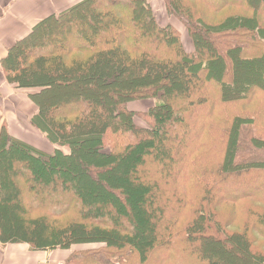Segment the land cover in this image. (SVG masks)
<instances>
[{
    "label": "trees",
    "instance_id": "obj_1",
    "mask_svg": "<svg viewBox=\"0 0 264 264\" xmlns=\"http://www.w3.org/2000/svg\"><path fill=\"white\" fill-rule=\"evenodd\" d=\"M209 2L164 3L186 23L192 51L183 48L179 31L157 23L149 0H79L40 19L6 49L0 59L6 83L27 90L35 109L28 123L52 148L12 134L0 109V167L9 157L16 168L10 175L2 171L0 182L9 181L19 196L15 202L0 197L1 242L23 239V225L31 250L60 248L67 252L64 264H168L181 257L185 264H264V241L256 244L254 234L264 237V153L254 151L264 150V127L253 134L242 126L249 122L229 116L232 102L264 98V0ZM88 11L91 25L85 26ZM71 48L89 53L70 56ZM238 66L245 75H237ZM247 72L252 77L245 82ZM180 99L182 105L173 104ZM174 112L185 122L173 118ZM82 146L93 160L113 161L110 167L89 166L77 186L68 183L75 175L61 171L56 184L69 197L29 204V197L38 201L35 187L48 190L39 181L41 167L67 160L77 170L76 148ZM151 146L165 157L148 154L154 168L147 170L144 152ZM124 164L143 181L106 188L122 180ZM93 174L104 177L102 190L119 205L108 202L84 212L86 179ZM30 175L34 180H27ZM181 177L196 191L188 205L177 191ZM135 186L150 190L154 209L144 207L150 212L147 225H140V215L128 216L126 200L137 198ZM244 200L245 213L259 221L239 229L222 225L215 203L243 206ZM187 207L190 214L180 222ZM10 218L20 225L6 230L3 220ZM175 226L181 235L170 230Z\"/></svg>",
    "mask_w": 264,
    "mask_h": 264
},
{
    "label": "rangeland",
    "instance_id": "obj_2",
    "mask_svg": "<svg viewBox=\"0 0 264 264\" xmlns=\"http://www.w3.org/2000/svg\"><path fill=\"white\" fill-rule=\"evenodd\" d=\"M149 1H152L154 15H155V19H156L157 23L161 26H164L166 24H170L173 28H175L177 31H179L183 48L186 51H192L193 50L192 41H191V38H190V36L186 30V23H184V21L181 18L176 16V14L169 13L165 9L164 3L166 0H149ZM207 1L209 2V0H207ZM210 2H211V0H210ZM210 2H209V4H210ZM99 6H101V4H99V5L97 4V7H99ZM117 9L119 10V8H117ZM121 13H122V11H121ZM84 15H85V20L83 22L85 23V26L91 25V19H90L91 13H90V11H88ZM72 36H74V35H72ZM72 36L69 40H67V44L69 43L70 45H72L71 44L72 43ZM22 37L23 36H21L20 38H22ZM20 38H18V39H20ZM158 41L160 42V40H157L155 42V44H158L159 43ZM146 49L152 50V51L153 50L157 51V49H154V47H152V48L147 47ZM41 51H46V49H41ZM69 51H70V54H69L70 56H83L84 57V56H87L89 53V51H84V50H82L81 52L76 51V50L73 51L72 48L68 49V52ZM158 52H159V54L169 55V53H167V51H165V53L162 51H158ZM237 62L239 63V61H237ZM238 67L236 70V72L238 71L237 75L239 76L240 73L245 75V71L242 69V67L241 66H238ZM253 71H255V69ZM258 72L259 71H257V73ZM253 74H254V72H253ZM258 74H260V72ZM251 77H252V73L247 72L246 76H243V79L245 82H247L248 79H250ZM10 89H11V91L7 92L5 95H1V92H0V98L7 96L6 101H3L0 99V107L4 108L6 110V112H8L10 114L9 115L10 120L14 123L15 128L16 129L21 128L22 131L17 132V133H21V135L23 137H27L30 140L34 139L36 141V143H38V144H43L48 148L51 147L50 144L46 140H44V138L41 136V134H39L36 131V129L33 128L32 126H30L28 123V119H29L30 115L32 113H34V106L27 99L28 98L27 97V93H28L27 90L16 89L13 86ZM9 93H11V94H9ZM144 103H145V101H144ZM176 103H178L179 105L180 104L182 105L184 103V101H183V99H180V100H177V102H173V104H175V105H176ZM140 106H142L141 103L137 104L135 107L138 108ZM231 106H233V109L230 108L229 116L232 119H234V118L236 119L238 117H241L239 119V121L241 120V122H243V121L249 122V123L243 124L242 126L245 129H247L248 131H250L251 133L255 134L254 129H262L264 127V114H262L261 116L256 115L258 112L259 113L264 112V98L263 97H257L254 95L250 98H247L245 101L232 102ZM2 108H0L1 111H2ZM68 110L69 109H67V106H65L64 112H67ZM64 112H62V114H67ZM59 113L60 112H58V114ZM213 117H217V116H213ZM173 118H176L177 120H180V121H184L182 119V116L180 113L177 114L176 112H174ZM140 123H144V122L141 120ZM167 125L165 124L162 127H166ZM14 131H17V130H14ZM256 135H258V133ZM176 141L178 144H181V142H179L178 137H176ZM162 147H163V145H162ZM152 148L153 147L151 146V148H147V150H145V152H144V153H146L145 154V161H147V163H145V165H148V167H151L147 170L154 168V163H152V161H150V162L148 161L150 158L149 156H147L148 154H151L154 158L159 157V158L164 159V157H165L164 154L159 156L157 151H155V149L153 150ZM76 149H78L77 150V155H78L77 159L79 158L80 159L79 161L81 162L80 166L77 168V170L74 171L71 168V166H72L71 161L67 162V160L57 161L54 163L50 162V164L44 165L41 167V169H40L41 171H40V175H39V178H40L39 181L42 182L44 184L45 188L48 190H46L47 192L46 191L43 192V191L39 190V187H37V188L35 187V189H34L36 191L35 194H37L36 196H39L38 201H34V199L32 197H29L28 198L29 204L34 203V202H39V203L50 202L52 199L64 198V196L66 198L69 197L68 194H66L61 188H59V187H61L60 186L61 184L60 185L56 184L58 182V181H56V179L58 180L59 177H61V171H65L63 173H64V175L67 174L66 175L67 178L71 177L72 175L76 176V174H77L78 175L77 177L72 176L71 181H68V183H71L70 185L77 186L76 179L85 178V174L87 175V173H85V172L89 171V168H88L89 166L94 165L98 168L106 167V166L110 167V163L113 162L110 160L107 162H104L101 160H93V158H90L89 154L86 153L87 152L86 146H82V147H79ZM105 150L107 151V149H105ZM254 151H257L259 153H264V150L260 149V148H254ZM167 155H168V152H167ZM13 160L14 159H11L8 157V165L10 164V168H9L8 165L6 167H4L5 164L7 163V160L4 159V161L0 167L1 168V171H0L1 174H2V171H4L5 173H7L9 175L11 173H15L16 168L12 167V161ZM22 161L23 160H21V162ZM237 161L239 162V160H237ZM21 162L19 161L18 165H20L19 163H21ZM162 162H163V166L166 167L164 169H167L166 161L164 162V160H163ZM131 169H132V167L130 168L129 164L120 165V170L118 169L119 170L118 172H120L122 170L124 172L123 176H120V178L122 180H120V182H118L117 184H115L116 182H114V183L111 182V183H109V186H106V188L114 187L116 189H118V188L124 189L127 187V185H132V183H134V182H139V180L143 181V179H141L137 176L136 172H135V174L131 175V173H134V172H130ZM149 173H150V175H152V172H149ZM17 174L18 173L16 172V175ZM29 179L34 180L31 175L27 177V180H29ZM91 179H89V178L86 179L88 181L87 187H88V190L90 191V194H89L90 196L88 194L85 196L84 193H81V195H84L85 199L87 200L86 204L88 205V207L84 210V212L91 213V212H93L91 210H93L95 208H96V210H98V205L101 208L102 205H105L108 202H110L111 204H114V205H119L116 200L110 199L102 190V188H104V186H103L104 183H102L103 182L102 180H104L103 176L98 175V174H93ZM36 180H38V179H36ZM96 181H98V184L101 188L98 187V184L96 183ZM190 182H191L190 179L181 177V180L179 181L180 189L179 188L177 189L178 193L181 196L183 195L182 197L185 199L183 203L186 205H188L187 199L191 196L196 195V191L193 190V185ZM9 183H10L9 181H5V180L0 182V197L4 198V199L5 198L8 199L9 202L10 201L12 202V200L16 201V200H18L19 196H17V193H15L14 190H12L11 188H8ZM53 185H55L54 190L51 189V187H53ZM57 185H58L59 189L57 188L58 190H55L56 189L55 187ZM64 185L66 187H68V186L70 187L69 184L67 185L64 183ZM148 189H150V188H148ZM48 191H49V193H48ZM149 191L150 190H147L145 188L142 189V188H138L135 186L134 196H136L137 198H133V200L129 198L128 200H126V203L127 204L129 203V206L131 207L130 209H128L130 212L129 214L127 213L128 216H130L132 218L131 214H133V213L135 215H138V216L140 215L141 216V218L139 219L140 225L149 224L147 218L148 217L150 218V215H149L150 212H148V210L152 209V208L154 209V207H150L152 204V201L150 198V192ZM255 192H263V190L260 188V189H256ZM40 196H42V198ZM138 198L140 200H142L141 204H140V200ZM131 201H138V204L133 206V203ZM247 202H248L247 200H244L243 206H237V205L232 204V203H224V205H225L224 206V205L215 203V209L218 210L217 216L219 215L222 218V225H224L226 228H232V229H239L238 225H253V224L255 225V222L259 221L258 216H252V213H250V214L245 213V211L248 209V206L246 205ZM146 205L149 206L148 210H146L147 208L144 209V207ZM257 205L263 206V203L258 202ZM257 205H256V207H257ZM156 209L158 211V208H156ZM172 209L174 210V207L170 208V210H172ZM188 209H189L188 207L184 208L183 211L180 213V214H183L178 219L180 222H183L184 219L187 217V214H190V213H188ZM147 215H148V217H147ZM142 216H143V218H142ZM67 219H69L68 215L61 218V220H64V221ZM10 220H11V222L10 221L7 222V220H3V225L6 227V230H7L8 226L11 227L13 225L16 228L20 225L18 222H16V221L14 222L11 218H10ZM114 220H115L116 225L120 226L122 224V221L116 220V218ZM153 224L155 225L154 222H153ZM102 227L109 228L108 225H102ZM207 227H208V224H207ZM254 228L255 227H253V229ZM11 229H12V227L9 230H11ZM180 229H181V226H180ZM20 230L22 233H19L18 236H20V237H18V238H23V239H20L19 241L7 242V243H23V244L26 243L28 249H32L30 247V244H28V241H30V238L28 237V234H26L25 227L23 225H22ZM170 230H173L174 233H177L180 235L183 233V230H179V227L177 228L176 226L173 227V229L171 228ZM254 234H256L255 236H257L256 237V240H257L256 244L264 241V237L261 234L257 233L256 231ZM5 236H6V234H5ZM85 246L89 247L92 245H85ZM85 246H82V247H85ZM154 257H156V256H154ZM146 260H150V259L146 258ZM178 263L179 264H185V258L181 257L180 260H178V258L174 259V262H172V259L168 260V264H178Z\"/></svg>",
    "mask_w": 264,
    "mask_h": 264
},
{
    "label": "crops",
    "instance_id": "obj_3",
    "mask_svg": "<svg viewBox=\"0 0 264 264\" xmlns=\"http://www.w3.org/2000/svg\"><path fill=\"white\" fill-rule=\"evenodd\" d=\"M77 1L79 0H0V59L6 49L15 40L28 33L36 22L49 14L57 13L68 8ZM150 2L152 4V1ZM11 87L12 85L6 83L5 75L0 64L1 95L10 92ZM0 99L6 101L7 96ZM2 114L9 131L22 138L21 133H17L22 131L21 128H15L14 123L10 120V114L4 108H2ZM66 255L67 252L60 248L52 250H31L28 249L26 243H4L0 241V264H39L44 260L64 264Z\"/></svg>",
    "mask_w": 264,
    "mask_h": 264
},
{
    "label": "built area",
    "instance_id": "obj_4",
    "mask_svg": "<svg viewBox=\"0 0 264 264\" xmlns=\"http://www.w3.org/2000/svg\"><path fill=\"white\" fill-rule=\"evenodd\" d=\"M39 264H58V263H54V262H51L48 260H44V261L40 262Z\"/></svg>",
    "mask_w": 264,
    "mask_h": 264
}]
</instances>
